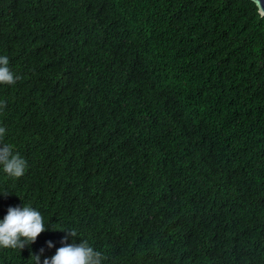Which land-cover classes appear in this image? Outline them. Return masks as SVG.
I'll return each mask as SVG.
<instances>
[{
  "label": "trees",
  "instance_id": "trees-1",
  "mask_svg": "<svg viewBox=\"0 0 264 264\" xmlns=\"http://www.w3.org/2000/svg\"><path fill=\"white\" fill-rule=\"evenodd\" d=\"M0 220L103 264H264V18L249 0H0ZM76 231L71 237L67 231ZM53 247L49 248L47 242ZM43 249V253H41Z\"/></svg>",
  "mask_w": 264,
  "mask_h": 264
},
{
  "label": "clouds",
  "instance_id": "clouds-1",
  "mask_svg": "<svg viewBox=\"0 0 264 264\" xmlns=\"http://www.w3.org/2000/svg\"><path fill=\"white\" fill-rule=\"evenodd\" d=\"M257 13L264 18V5L261 0H252ZM9 60L6 56H0V84L12 85L17 77L9 68ZM5 106L0 103V107ZM6 129L0 127V166L4 173L11 178H20L27 168V161L18 153H14L13 146L2 143ZM47 228L41 213L30 206L9 207L7 214L0 220V248L24 249L25 246L34 243L40 234ZM71 237H77L76 231H67ZM67 237L62 241L64 246L59 247L55 255L45 258L43 264H103L106 257L95 250L86 240L80 243H66ZM47 246L52 248L51 241ZM43 253V249H41ZM34 264H40V255L32 254Z\"/></svg>",
  "mask_w": 264,
  "mask_h": 264
},
{
  "label": "water",
  "instance_id": "water-1",
  "mask_svg": "<svg viewBox=\"0 0 264 264\" xmlns=\"http://www.w3.org/2000/svg\"><path fill=\"white\" fill-rule=\"evenodd\" d=\"M252 2V0H249ZM253 3V2H252ZM254 4V3H253ZM261 4L264 5V0H261ZM255 5V4H254ZM256 7V6H255Z\"/></svg>",
  "mask_w": 264,
  "mask_h": 264
}]
</instances>
